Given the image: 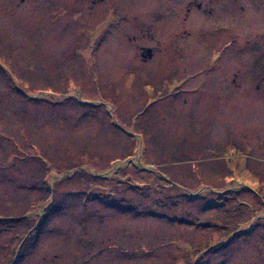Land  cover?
Here are the masks:
<instances>
[{"label":"rangeland","instance_id":"1","mask_svg":"<svg viewBox=\"0 0 264 264\" xmlns=\"http://www.w3.org/2000/svg\"><path fill=\"white\" fill-rule=\"evenodd\" d=\"M184 2L0 0V264H264V70L136 77ZM211 2L198 29L264 30V0Z\"/></svg>","mask_w":264,"mask_h":264},{"label":"flooded vegetation","instance_id":"2","mask_svg":"<svg viewBox=\"0 0 264 264\" xmlns=\"http://www.w3.org/2000/svg\"><path fill=\"white\" fill-rule=\"evenodd\" d=\"M183 5L185 11L180 14V18L184 20L183 23L187 22V25L174 30L170 35L164 34L161 39H153L152 36L148 35L146 42L155 43H140L135 46L133 59L142 62L141 66L144 64H159L160 62L156 61H160L163 56L168 54L175 64L187 65L189 68L203 67L204 71L193 74L195 76L192 77H194V80L202 78L204 81H208L214 75L210 72L214 68L234 66L240 69L245 64H250L254 68H251L253 70L251 75L250 73L244 75L239 72L232 73V81L236 80L237 77H242L243 81L249 80L251 76L260 73L261 69L264 70V66L261 65H264V58H257L252 54V51H256L258 46L261 49L264 47L262 45L264 30L262 32L259 30L257 35L254 34L257 29L245 30V32H251L250 36L246 34L245 38L239 39V35L232 32L230 25H214L217 23L216 21L212 24L211 29L205 32L202 28H198L201 26L202 19L200 18H208L214 13L211 0H185ZM178 15H176V18ZM262 24L259 25V28ZM245 25H247V22ZM244 47L248 50L242 51ZM243 53H247V55ZM200 75L201 77H199ZM258 76L260 79H264V76ZM242 78H239V80ZM220 95H226V93ZM194 96L196 100L197 94L194 93Z\"/></svg>","mask_w":264,"mask_h":264},{"label":"crops","instance_id":"3","mask_svg":"<svg viewBox=\"0 0 264 264\" xmlns=\"http://www.w3.org/2000/svg\"><path fill=\"white\" fill-rule=\"evenodd\" d=\"M136 68H138V69H142V70H139L137 73H136V77L137 76H139L140 75V80H142L144 83H148V80H152L150 77H147V76H149V74H151V73H160L163 69H165L166 67H164L162 64H144L143 65V67H136ZM147 69H149V71H146ZM157 69H159V71L157 70ZM175 69H179L178 67L177 68H175ZM148 72V73H147ZM155 78V77H154ZM182 83H181V85H182V87L180 86V88H182V89H184V88H186L187 86L185 85L186 84V81H181ZM153 88H155V87H153ZM152 88V89H153ZM190 88V87H189ZM159 95H162V91H160V92H157ZM149 94H151V92H149ZM163 95H165L163 98H164V100L167 102V101H169V98L171 97V100H170V102H175V101H182V102H186V98L184 97V96H182L181 98H179L178 96H174V95H167L166 93H164ZM162 95V96H163ZM148 96H150V95H148ZM168 96V97H167ZM153 97H157L156 95H154ZM175 98V99H174ZM156 101H158V104L159 103H161V102H163V100H160V99H155ZM96 159V158H95ZM103 160H105V159H103ZM12 161H14V160H11V163H12ZM15 161H17V160H15ZM6 163V162H5ZM96 165V163H94V162H92V165ZM96 166H99V165H96ZM100 166H103V165H100ZM15 173H18V170L17 169H15ZM103 173V172H102ZM86 176H88V177H90L91 179H93V176H92V174L90 173V174H86ZM42 179H44V178H42ZM32 182L34 183L35 182V177H33L32 178ZM50 185V184H49ZM29 186H33V184H29ZM91 186V185H90ZM45 194H47V192L45 193ZM44 194V195H45ZM45 200V199H44Z\"/></svg>","mask_w":264,"mask_h":264},{"label":"trees","instance_id":"4","mask_svg":"<svg viewBox=\"0 0 264 264\" xmlns=\"http://www.w3.org/2000/svg\"><path fill=\"white\" fill-rule=\"evenodd\" d=\"M154 64H158V63H154ZM160 74V73H159ZM160 75H157V77H159ZM161 77V76H160ZM142 81V80H141ZM143 82V81H142ZM150 88H153L154 85H150L149 83H146Z\"/></svg>","mask_w":264,"mask_h":264}]
</instances>
